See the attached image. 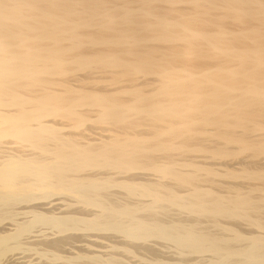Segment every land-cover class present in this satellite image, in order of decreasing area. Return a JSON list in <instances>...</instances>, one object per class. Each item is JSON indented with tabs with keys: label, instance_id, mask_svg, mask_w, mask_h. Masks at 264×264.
I'll list each match as a JSON object with an SVG mask.
<instances>
[{
	"label": "bare ground",
	"instance_id": "6f19581e",
	"mask_svg": "<svg viewBox=\"0 0 264 264\" xmlns=\"http://www.w3.org/2000/svg\"><path fill=\"white\" fill-rule=\"evenodd\" d=\"M0 119L3 263L44 225L121 238L79 264H264V0H0Z\"/></svg>",
	"mask_w": 264,
	"mask_h": 264
},
{
	"label": "rangeland",
	"instance_id": "374dc122",
	"mask_svg": "<svg viewBox=\"0 0 264 264\" xmlns=\"http://www.w3.org/2000/svg\"><path fill=\"white\" fill-rule=\"evenodd\" d=\"M142 80V82H144V79H141ZM140 80V81H141ZM140 81L138 82V81H136V82H138V84L140 83ZM136 82H134L135 83V85L137 84ZM129 85V84H128ZM134 85V84H133ZM109 88H112V86H109L108 87V89ZM1 120V119H0ZM61 123H64V121L63 122H61ZM91 124V123H90ZM89 124V125H90ZM94 123H92V125H93ZM67 130H70V131H67ZM71 130H73L74 132L76 131V132H78V131H80L81 129H77V128H75V130H74V128H71V127H68V128H65L64 129V132L66 131V132H73V131H71ZM95 130V134H93V133H91V136L93 135H95V136H101V135H103V133H107V132H105V131H103V130H101V129H94ZM97 131V132H96ZM99 131V132H98ZM97 134H99V135H97ZM101 134V135H100ZM94 136V137H95ZM3 139H7L6 137H3ZM200 153H202V154H200ZM199 154H197V159H199V160H201L203 163L204 162H206L207 164H211L212 163V159L210 158V156L208 155V154H205V153H203V152H200ZM200 155V156H199ZM204 155V156H203ZM207 155V156H206ZM203 157V158H202ZM208 158V159H207ZM207 159V160H206ZM200 161V162H201ZM210 162V163H209ZM233 162H235V161H233ZM205 163V164H206ZM59 198V196H55V198L54 197H52V198H49V199H45V198H41V199H37V200H35V201H32V203H36V204H38L39 206H37L38 207V209H39V207H43V209L46 207L47 209H45L44 211H46V210H48L49 212H51V214H57V213H60L59 215H63L64 214V210L65 209H68V202H65L64 200H62V201H60L58 198ZM58 199V200H57ZM44 200H47L46 202L44 201ZM57 200V202H55ZM48 201H50L49 203H48ZM53 203H55L56 205H57V203H60V206H59V204L57 205V206H55V205H53ZM65 203H66V205H65ZM21 205L22 206H24L23 205V203H21ZM43 205H46V206H43ZM51 205H53V208L55 207V209L53 210L51 207ZM22 206L20 207V208H18L16 211L18 212V213H15V217H16V219H17V221H20L21 222V220L19 219L18 220V218H22V216L24 217L23 219H25V218H27V217H29L30 216V214H29V216H26V215H28V213H26L25 212V210L23 209L22 211H21V209H22ZM50 206V207H49ZM62 206V207H61ZM57 208V209H56ZM63 209V210H62ZM51 210V211H50ZM54 212H57V213H54ZM59 210H61V212H58ZM47 211V212H48ZM53 212V213H52ZM67 212V211H66ZM65 212V213H66ZM80 212H82V210L80 211ZM88 213V212H87ZM26 214V215H25ZM79 214V213H78ZM82 214H86V210H85V213H84V210H83V213ZM58 215V214H57ZM87 215V214H86ZM12 219H14V218H9V219H6V220H4L3 222H1L0 223V225L2 226H7V228H8V231H9V233H15L16 232V228H17V226H15L16 224H15V222H13L12 221ZM16 219H14V220H16ZM9 220V222L7 223V221ZM13 224H15V225H13ZM43 226V227H42ZM42 226H38V227H36L35 228V230H34V232L32 231L31 233H28V235L26 234L23 238H26V239H28V240H26V239H23V238H21V240H22V242L23 243H25V244H22L21 243V247H19V248H15V249H18V250H15V249H12V251H10V252H8V257L5 255L4 256V258L2 259V260H4V263H3V261H0V263L1 264H79V261H80V263L81 262H83L82 260H79V261H77L76 259H77V255L78 254H84V253H87V251H88V253H87V255L88 254H90V255H92V256H97V255H100V256H102V257H108V255L107 254H111L112 252L113 253H118V254H120L121 256H122V254H124V252L122 251V249H118V250H115V251H113L114 249L113 248H111V245L113 246V243H115L114 245H118L117 244V242L115 241V240H117L118 242H120L121 240V238L118 236V235H116L115 233H109V235L111 236V237H109L108 236V233L107 232H97V234H96V232L95 231H91L92 233H90L89 231H88V233H85L84 234V232H87V231H83V230H79V231H73V232H68L67 234H70V235H67L66 233H65V235H67V236H73L72 238H74V236H76V238H74V239H72L70 242H71V244H69V243H66V245L64 244L63 246H61V249H59V250H62L61 252L62 253H59V251H58V255H54V256H52V255H43V254H41L42 252H45L47 249H48V247L46 246V244H47V242L48 241H51V240H55V239H53V238H56L57 236H58V238H56V239H60L61 237H63V236H65V235H62V234H60V233H58L57 231L55 232L53 229H50L49 227H45L44 225H42ZM41 227L42 228H44V229H41ZM49 228V229H48ZM255 228V227H254ZM15 229V230H14ZM258 229V228H257ZM257 229H255V230H257ZM258 230H260V229H258ZM40 231V232H39ZM42 231H43V233H42ZM52 231V232H51ZM53 231H54V233H53ZM81 231V232H80ZM45 232L48 234H45ZM53 233V234H52ZM75 234V235H73V234ZM105 233H106V236H107V239H106V236H103V234L105 235ZM42 234H44V235H42ZM72 234V235H71ZM84 234V235H83ZM91 234V235H90ZM114 234V235H113ZM47 237H46V236ZM86 235V236H85ZM88 235V236H87ZM93 235V236H92ZM98 235V236H97ZM117 237H116V236ZM28 238H27V237ZM60 236V237H59ZM96 236V237H95ZM100 236V237H99ZM42 237H43V239H42ZM44 237H46V238H44ZM103 237H105V238H103ZM49 238H52L51 240L49 239ZM109 238H110V240H109ZM111 238H113V240L111 239ZM116 238V239H115ZM38 239H40V240H38ZM119 239V240H118ZM24 240V241H23ZM30 240V242H31V244L33 243V245H30V242H28ZM36 240H38L39 241V243H38V241H36ZM41 240H44V241H46V240H48L46 243L44 242V241H41ZM26 241V242H25ZM35 241V242H34ZM111 241V242H110ZM115 241V242H114ZM27 242H28V244H27ZM41 242V243H40ZM42 242H44V243H42ZM74 242V243H73ZM110 242V243H109ZM35 243H37V244H35ZM45 246H44V245ZM69 244V245H68ZM23 245V246H22ZM27 245V246H26ZM37 247H36V246ZM143 245H145L144 247H146V245H147V247H149V245H150V247H152V254L150 255V254H148V253H146V252H143V254L141 253V254H137L136 256H131V255H128L126 258L124 257V255H123V257L126 259V261L128 260L130 263H132V261H133V263L132 264H151V263H154V262H156V261H168V262H170V263H175V262H177L179 259H178V254H176L177 253V251L175 252L174 250H175V248L174 247H172L171 246V244L169 243H163V242H161V241H157V240H155V241H152V242H147V244H144L143 243ZM168 245V246H167ZM44 246V247H43ZM107 246V247H106ZM24 247H25V249H28L27 251L24 249ZM26 247H28V248H26ZM35 247V248H34ZM42 248V249H39V248ZM146 247V248H147ZM31 248H34V250H31ZM107 248V249H106ZM109 248H111V250H109ZM174 248V249H173ZM45 249V250H44ZM39 250H40V253H38L39 252ZM49 250V249H48ZM90 250V251H89ZM121 250V251H120ZM22 251V252H21ZM106 251H107V254H105L106 253ZM109 251H111V253L109 252ZM72 252V253H71ZM82 252V253H81ZM123 252V253H122ZM15 253V254H14ZM19 253V254H18ZM61 254V255H60ZM145 254V256H143ZM154 254V255H153ZM41 255V256H40ZM142 255V256H141ZM56 256V257H55ZM64 256V257H63ZM139 256V257H138ZM75 257H76V259H75ZM134 257V258H133ZM138 257V258H137ZM145 257V258H144ZM195 256H192L191 257V260L194 258ZM6 258V259H5ZM74 258V259H73ZM124 259V260H125ZM131 259V260H130ZM151 259H153V260H151ZM157 259V260H156ZM197 259V256H196V258H195V260ZM70 260H72V261H70ZM149 260V261H148ZM176 260V261H175ZM194 260V259H193ZM195 260H194V263H195ZM74 261H76L75 263H74ZM154 261V262H153ZM78 262V263H77ZM151 262V263H150ZM192 263H193V261H191ZM98 263L100 264L101 263V261L99 262L98 261ZM97 262H95L94 264H98ZM101 264H106L105 262H103V263H101Z\"/></svg>",
	"mask_w": 264,
	"mask_h": 264
}]
</instances>
